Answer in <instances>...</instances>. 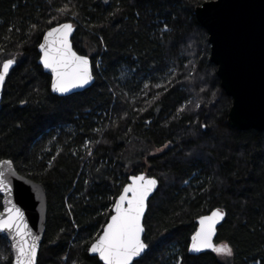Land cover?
Listing matches in <instances>:
<instances>
[{
    "label": "trees",
    "instance_id": "obj_1",
    "mask_svg": "<svg viewBox=\"0 0 264 264\" xmlns=\"http://www.w3.org/2000/svg\"><path fill=\"white\" fill-rule=\"evenodd\" d=\"M207 1L0 0V66L17 62L3 91L0 161L46 189L38 264H102L90 245L139 173L159 189L144 221L148 250L133 264H264V131L229 126L233 100L195 16ZM65 22L96 80L60 97L38 47ZM216 209L226 218L214 243L233 256L189 254L200 217ZM12 262L0 236V264Z\"/></svg>",
    "mask_w": 264,
    "mask_h": 264
},
{
    "label": "water",
    "instance_id": "obj_2",
    "mask_svg": "<svg viewBox=\"0 0 264 264\" xmlns=\"http://www.w3.org/2000/svg\"><path fill=\"white\" fill-rule=\"evenodd\" d=\"M195 16L200 25L208 33L209 43L211 46L210 59L211 62L217 67V76L220 80L221 88L225 91L227 96L231 97L233 100L228 114L229 126L239 131L251 129L256 131H264V0L207 1L196 8ZM46 32L44 36L46 35ZM75 33L76 26L74 25V31L71 37L72 44ZM41 43H43V38ZM73 50L76 51L74 45ZM38 51L40 54L39 64L42 66L44 72L51 76L52 82L53 74L50 72V70L44 68L43 64L41 63L42 53L40 52L39 47ZM77 54L79 53L77 52ZM88 58L91 62L93 72V80L89 85L85 86L84 88L74 89L72 92L67 94L53 92L51 89L52 93L57 96L64 97L74 93L83 92L90 88L95 83L96 78L93 71L92 58L89 56ZM16 64L17 62L10 69L9 74ZM8 76L5 79V83ZM5 83L3 87L0 88V112L2 109ZM7 160L8 159L2 161ZM12 168L15 170L14 174L8 175V179L12 184V193L10 198L13 203L24 213L25 221L27 222L31 232L39 237V248L36 256V264H38L39 253L44 241L47 226V192L42 183L36 182L20 174L16 170L13 162ZM141 174L146 175L145 173L131 175L127 184L131 183L132 176H139ZM157 181L158 184L156 189L148 198L143 223L148 212L149 203L159 189V180L157 179ZM0 195L2 197V210L0 213H5L6 194L0 192ZM112 212L113 215L114 208L112 209ZM212 212L209 215H211ZM225 218L226 213L224 212L223 220H221L216 226V235L218 227L222 225V223L225 221ZM198 230L199 226L196 231ZM145 232L143 234V238L145 237ZM102 233L103 231L101 234ZM0 236L6 238L9 241L13 256L12 264H15V251L12 247L13 241L11 234L0 233ZM215 237L213 238V242L215 241ZM147 250L148 248L144 253H142L140 257H137L133 263L142 258ZM209 250L211 249H206L199 253H193L188 249V252L191 255L197 256ZM89 254L91 256L98 257V255L92 253L90 249ZM101 263L103 264V261H101Z\"/></svg>",
    "mask_w": 264,
    "mask_h": 264
},
{
    "label": "snow or ice",
    "instance_id": "obj_3",
    "mask_svg": "<svg viewBox=\"0 0 264 264\" xmlns=\"http://www.w3.org/2000/svg\"><path fill=\"white\" fill-rule=\"evenodd\" d=\"M73 31L72 23H60L47 30L43 43L39 45L42 53L41 63L53 74L51 89L60 94L84 88L93 80L92 65L88 56L79 55L73 50ZM15 63V59L10 58L0 66V88ZM14 172L11 160L0 161V192L6 194L5 213H0V233H10L12 236L15 264H36L39 237L31 232L24 213L10 198L12 184L8 175ZM157 184V179L141 174L132 176L131 183L123 188L113 205L114 214L110 221L104 227L103 233L98 234V238L90 245V251L97 254L103 264H133L148 248L143 238V220L148 198ZM223 218L224 212L221 209L200 217L199 230L191 237L189 251L199 253L211 249L218 255L232 257L233 248L229 244L217 245L213 242L216 226Z\"/></svg>",
    "mask_w": 264,
    "mask_h": 264
},
{
    "label": "rangeland",
    "instance_id": "obj_4",
    "mask_svg": "<svg viewBox=\"0 0 264 264\" xmlns=\"http://www.w3.org/2000/svg\"><path fill=\"white\" fill-rule=\"evenodd\" d=\"M89 57H91V56H89ZM168 148H169V146L162 147V148H160V149H158V150L156 151V154H158V153H162V152L166 151ZM1 210H2V209H1Z\"/></svg>",
    "mask_w": 264,
    "mask_h": 264
}]
</instances>
